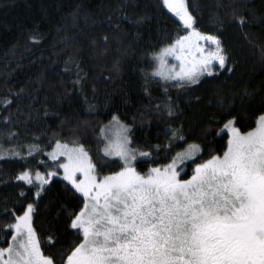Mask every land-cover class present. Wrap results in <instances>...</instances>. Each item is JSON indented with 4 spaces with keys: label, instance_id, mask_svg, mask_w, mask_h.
Masks as SVG:
<instances>
[{
    "label": "trees",
    "instance_id": "1",
    "mask_svg": "<svg viewBox=\"0 0 264 264\" xmlns=\"http://www.w3.org/2000/svg\"><path fill=\"white\" fill-rule=\"evenodd\" d=\"M186 2L194 27L217 36L228 62L199 83L177 87L149 75L151 56L186 33L162 0H0V153L6 157L0 160V228L12 220L11 212L21 214V205L34 203L33 226L43 251L56 255L71 245L69 212L82 205L79 194L54 178L37 197L36 186L16 177L57 170L59 161L47 157L57 140L72 146L75 137L98 159L101 128L114 116L129 126L130 147L152 153L137 161L141 173L171 162L191 143L202 151L179 166L188 172L201 159L222 154L226 119L235 118L242 132L255 127L264 113V0ZM234 12L245 20L243 27ZM77 73L81 83L73 84ZM6 97L12 100L7 107ZM176 129L183 140L171 137ZM32 145L37 147L29 155ZM14 151L23 158L4 154ZM118 170L112 160L101 175ZM49 235L57 241L51 253ZM5 240L0 231V246Z\"/></svg>",
    "mask_w": 264,
    "mask_h": 264
},
{
    "label": "snow or ice",
    "instance_id": "2",
    "mask_svg": "<svg viewBox=\"0 0 264 264\" xmlns=\"http://www.w3.org/2000/svg\"><path fill=\"white\" fill-rule=\"evenodd\" d=\"M162 4L187 34L177 35L153 57L157 67L152 75L186 87L199 83L205 74L212 76L215 65L225 69L228 56L221 41L194 27L186 0H162ZM233 17L243 27V17L235 12ZM104 40L107 44L108 37ZM201 41L214 49L206 50ZM168 56L180 61L178 72H164ZM81 80L77 73L72 83ZM3 102L7 107L12 100L6 97ZM219 103L223 105V99ZM166 108L169 117L175 115L171 104ZM113 121L119 126L118 139L104 136L102 155L96 160L75 137L72 146L57 140L55 150L47 153L59 161L56 166L63 170L62 179L71 185L72 195L82 198L79 209L69 212L68 227L75 236L72 244L56 255L45 253L33 226L34 203H27L19 209L22 214L11 212L12 220L0 228L6 237L5 246H0V264H57L58 260L59 264H264V113L246 132L235 126V118L226 119L220 130L228 135L222 154L195 163L188 178L178 168L186 160H195L202 151L199 144H188L171 162L141 173L138 156L152 153L130 147V129L115 116ZM170 135L184 139L182 129ZM35 147L29 148V155ZM154 147L160 150L159 145ZM13 155L23 158L19 152ZM5 158L0 153V160ZM112 160L119 170L101 175ZM55 175V171L45 176L35 173L37 197L49 183L48 177ZM16 179L37 186L29 171ZM46 243L49 253L56 250L53 236Z\"/></svg>",
    "mask_w": 264,
    "mask_h": 264
},
{
    "label": "rangeland",
    "instance_id": "3",
    "mask_svg": "<svg viewBox=\"0 0 264 264\" xmlns=\"http://www.w3.org/2000/svg\"><path fill=\"white\" fill-rule=\"evenodd\" d=\"M166 9V8H165ZM167 10V9H166ZM168 11V10H167ZM170 13V12H169ZM171 14V13H170ZM172 15V14H171ZM173 16V15H172ZM177 21H179L175 16H173ZM180 23V22H179ZM182 26V25H181ZM185 34H187V33H185ZM201 43V45H203L205 48H206V50L207 49H214V45H209V44H207L206 42H204V41H201L200 42ZM164 48H166V47H164ZM164 48H162V49H164ZM161 49V50H162ZM161 50L160 51H158V52H156L155 54H153L152 56H151V59H152V61H153V68H152V70L150 71V73H149V75H151L153 78H156V79H158L159 81H161L163 84H167V85H170V84H173V83H177L175 80H168V81H164V80H162V79H160V77H154L153 75H152V73H153V71H155L156 70V67H157V64H156V61L153 59V57L154 56H156L157 54H159L160 52H161ZM166 61H167V66L163 69L164 70V72L165 73H168V72H170V71H176V72H178L179 70H180V61H178V60H176L174 57H172V56H168V57H166ZM218 70H220V68H219V66L218 65H215L214 66V73H216ZM204 76H208V75H203V76H201L200 77V79L202 78V77H204ZM199 79V80H200ZM115 117H117V116H115ZM118 118V117H117ZM119 120V119H118ZM120 121V120H119ZM120 123L121 124H124V125H126L125 123H123V122H121L120 121ZM128 126V125H127ZM128 128H129V126H128ZM101 129H105V133L102 135V133H101V136H102V138H103V140H104V136H107V137H110L113 141H116L117 139H118V136H117V133H118V131H119V126L116 124V122L115 121H113V118L109 121V122H107L105 125H103V127L101 128ZM221 132H224V133H226L227 134V131L225 130V131H221ZM227 139H228V135H227ZM104 144H105V140H104ZM55 147H56V145L54 146V148L50 151V152H48V153H51V152H53L54 150H55ZM187 150V148L186 149H184L183 151H181V152H185ZM14 152H16V151H14ZM14 152H4V154H7V155H10V154H13ZM19 152V151H18ZM47 157H48V159L50 160V161H53L52 159H50V157H49V155H47ZM143 158H145V157H139L138 156V158H137V161L138 160H141V159H143ZM60 159H63V157H60ZM186 161H189V160H186ZM185 161V162H186ZM181 165V164H180ZM179 165V166H180ZM180 169H183V171L181 172V175L182 176H184V178H188L190 175H191V173H192V170L190 169V172H188L187 170H186V168H178V170H180ZM56 173H57V175H55V176H53V177H48V179H49V182H50V180H52V179H54V178H60V179H62V177H63V170L62 169H59V168H57V170H54ZM50 172H52V171H50ZM187 172H188V174H187ZM32 174V179H33V182H34V184H37V182H36V177H35V173H31ZM186 174V175H185ZM41 175L42 176H45L46 174H42L41 173ZM65 181V180H64ZM65 182H67V181H65ZM71 186V185H70ZM37 190H38V184H37ZM22 214V213H21Z\"/></svg>",
    "mask_w": 264,
    "mask_h": 264
}]
</instances>
